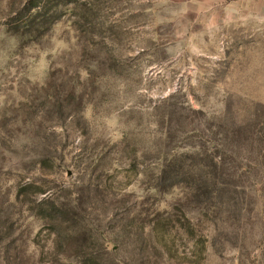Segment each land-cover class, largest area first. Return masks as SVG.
<instances>
[{
    "label": "rangeland",
    "instance_id": "1",
    "mask_svg": "<svg viewBox=\"0 0 264 264\" xmlns=\"http://www.w3.org/2000/svg\"><path fill=\"white\" fill-rule=\"evenodd\" d=\"M0 264H264V0H0Z\"/></svg>",
    "mask_w": 264,
    "mask_h": 264
}]
</instances>
